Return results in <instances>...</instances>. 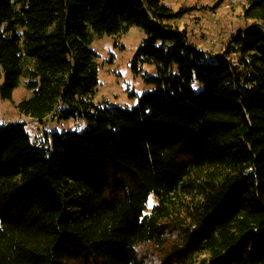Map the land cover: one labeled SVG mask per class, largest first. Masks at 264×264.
Listing matches in <instances>:
<instances>
[{"label":"trees","instance_id":"1","mask_svg":"<svg viewBox=\"0 0 264 264\" xmlns=\"http://www.w3.org/2000/svg\"><path fill=\"white\" fill-rule=\"evenodd\" d=\"M164 1L0 0V97L24 79L22 115L86 122L0 123V264H264V0L217 51ZM131 27L154 88L108 106L90 44Z\"/></svg>","mask_w":264,"mask_h":264},{"label":"rangeland","instance_id":"2","mask_svg":"<svg viewBox=\"0 0 264 264\" xmlns=\"http://www.w3.org/2000/svg\"><path fill=\"white\" fill-rule=\"evenodd\" d=\"M165 4L179 9L182 6L195 7L179 22V26L186 28L190 39L197 45L211 51L221 50L232 33L248 25L243 18V4L247 0H165ZM145 38V32L140 27H131L120 35H97L90 44V48L98 54V79L95 99L105 102L108 106L132 108L138 104L139 97L151 91L154 86L144 80L142 73L153 75L156 68L153 64H145L143 72L135 73L132 60L136 51ZM25 80L13 92L11 100L0 97V123L11 121L23 122L27 131L33 136L54 130L81 131L85 120H53L47 117L43 122L32 120L22 115L17 105L24 98L30 96L25 88ZM2 80H0V85ZM154 204L152 195L148 206Z\"/></svg>","mask_w":264,"mask_h":264},{"label":"built area","instance_id":"3","mask_svg":"<svg viewBox=\"0 0 264 264\" xmlns=\"http://www.w3.org/2000/svg\"><path fill=\"white\" fill-rule=\"evenodd\" d=\"M232 3H236V0H231Z\"/></svg>","mask_w":264,"mask_h":264}]
</instances>
